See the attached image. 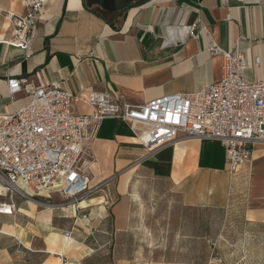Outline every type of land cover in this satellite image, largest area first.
<instances>
[{
	"label": "crops",
	"instance_id": "0c3cea01",
	"mask_svg": "<svg viewBox=\"0 0 264 264\" xmlns=\"http://www.w3.org/2000/svg\"><path fill=\"white\" fill-rule=\"evenodd\" d=\"M8 13L26 16L25 0H0V119L30 100L9 93V77L59 83L78 115L95 112L80 100L90 93L134 105L196 93L223 75L222 58L208 51L213 41L251 62L260 57L244 76L264 79V0H49L29 57L9 43ZM83 167L90 188H101L78 207L58 189L29 198L0 193L12 209L0 212V264H136L135 213L148 194L158 212L230 211L234 228L264 236V144L231 173L220 140L180 134L146 156L127 122L105 118Z\"/></svg>",
	"mask_w": 264,
	"mask_h": 264
},
{
	"label": "built area",
	"instance_id": "2783aa9c",
	"mask_svg": "<svg viewBox=\"0 0 264 264\" xmlns=\"http://www.w3.org/2000/svg\"><path fill=\"white\" fill-rule=\"evenodd\" d=\"M48 2L25 0L26 16L7 15L14 26L9 43L27 57L37 20ZM197 27L192 26L193 34ZM208 51L222 58L220 81L196 93L164 95L137 105L100 93L81 96V101L95 109L92 115L76 114L72 93L59 83L37 86L25 77H9V93H24L30 100L24 108L0 119V193L29 198L46 189H58L78 207L101 188H90L83 159L105 118L127 122L146 156L177 141L180 134L220 140L230 172L236 173L255 147L264 144V79L249 81L244 76L252 62L260 65L261 58L251 62L240 50H224L214 41ZM11 211V206L0 203L1 213Z\"/></svg>",
	"mask_w": 264,
	"mask_h": 264
},
{
	"label": "rangeland",
	"instance_id": "374dc122",
	"mask_svg": "<svg viewBox=\"0 0 264 264\" xmlns=\"http://www.w3.org/2000/svg\"><path fill=\"white\" fill-rule=\"evenodd\" d=\"M138 203L136 264H264V236L234 228L230 211L158 212L150 194Z\"/></svg>",
	"mask_w": 264,
	"mask_h": 264
}]
</instances>
